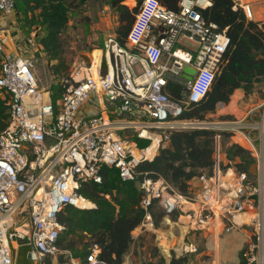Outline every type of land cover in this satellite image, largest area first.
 Returning <instances> with one entry per match:
<instances>
[{"label": "built area", "instance_id": "1", "mask_svg": "<svg viewBox=\"0 0 264 264\" xmlns=\"http://www.w3.org/2000/svg\"><path fill=\"white\" fill-rule=\"evenodd\" d=\"M233 3L234 10L241 8L253 19L248 2ZM179 7L172 11L160 0H143L125 44L116 34L107 36L91 51L88 66L60 80L62 92L54 102L34 73L36 56H46L40 38L31 31L25 40L11 22L16 0H0V98L10 115L0 135V264H15L18 248L25 245L32 264H50L64 253L70 264H105L98 261V245L85 262L61 251L66 228L58 213L67 205L95 209L79 190L90 182L101 184L103 168H116L123 181H135L139 165L154 159L169 132L197 128L231 133L234 144L256 159L259 176L251 180L232 168L222 171L218 136L214 173L196 179L192 196L164 181L141 182L145 219L139 229L156 230L155 201L169 226L191 227L214 238L228 225L252 226L237 264H264V110H251L237 122L178 119L211 90L230 43L227 30L203 16L211 0H181ZM186 68L194 71L190 79ZM171 82L182 87L181 101L171 99ZM129 132L150 145L140 148ZM245 215L252 217L249 222H238ZM173 252L189 257L197 247L184 239Z\"/></svg>", "mask_w": 264, "mask_h": 264}, {"label": "trees", "instance_id": "2", "mask_svg": "<svg viewBox=\"0 0 264 264\" xmlns=\"http://www.w3.org/2000/svg\"><path fill=\"white\" fill-rule=\"evenodd\" d=\"M91 0H16V15L21 28L37 29L40 44L46 53L53 75L68 71L65 67V41L63 34L68 28L71 15L83 12L84 6ZM181 0H160L161 4L172 11H179ZM126 0H109L110 8L117 13L119 27L116 35L121 44H125L128 33L136 19L143 0L137 6L129 8ZM212 7L203 11L209 23H216L221 30H227L230 43L223 56L220 70L211 90L199 103L187 106L178 118L182 121H207L217 113L218 106H228L236 91L245 96L256 92L264 94V21L249 20L241 8L234 10L233 0H211ZM134 0H128L132 5ZM42 32L40 34L38 32ZM97 48H100L97 47ZM67 76V75H66ZM54 102L61 95L58 82L49 89ZM171 99L182 100V87L171 82L168 87ZM222 119H227L226 116ZM10 115L7 101L0 98V135L9 125ZM220 136L222 146H227L226 157L239 173H247L252 180L251 169L256 164L251 153L238 145L230 144L231 133L213 129H176L169 132L165 141L152 161L141 163L135 181H123L116 168L102 169V183L83 184L79 193L96 205L95 209L80 210L65 206L58 213V221L66 230L60 237L61 251H69L84 262L93 245H98L101 253L98 261L105 264H124L125 257L134 245L133 232L144 219L141 207L144 193L140 184L146 179L153 182L164 181L175 192L189 197L194 194L192 181L203 175L214 173L216 138ZM140 148H147L149 140L133 139ZM224 170L225 167L221 166ZM172 191V190H171ZM109 196L110 199H106ZM156 201L152 210L156 216V225L162 214L156 213ZM176 218V217H175ZM136 246L144 247L145 238ZM239 253V259L242 257ZM66 262L60 257V263ZM188 257L173 256L169 262L159 255L157 248H151V260L141 264H188Z\"/></svg>", "mask_w": 264, "mask_h": 264}, {"label": "rangeland", "instance_id": "3", "mask_svg": "<svg viewBox=\"0 0 264 264\" xmlns=\"http://www.w3.org/2000/svg\"><path fill=\"white\" fill-rule=\"evenodd\" d=\"M127 1L124 3L129 8H134L137 6L138 0H134L132 5H128ZM248 2L250 0H243ZM252 5L262 6L264 5V1H255L253 0ZM19 16L16 15L15 20L18 21ZM253 18H256V14L253 13ZM19 22V21H18ZM119 27L118 15L115 13L109 6V0H91L85 6L83 12H79V14L71 15V19L68 25V28L65 30L63 34V38L65 41V67H68V71L62 72L61 75H53L50 70V65L47 60V57H39L36 56L34 63V73L39 81V86L41 88L50 89L53 86H56L60 80L66 76L71 75L74 72L81 71L84 67L88 66L91 63V51L94 48L101 46L106 39L107 36L111 34H115L117 28ZM29 29H21L20 32L25 35V33ZM31 31L37 32L36 27H34ZM42 34V32H38ZM17 45H20V41L16 42ZM192 46V45H191ZM100 52L96 57H99ZM242 94V96H241ZM241 96V97H240ZM251 97V96H250ZM250 97L245 96L242 92L240 95L233 96L230 104L236 103L238 109L242 106L245 108V104L251 103L254 108H258L259 112L264 110V94L261 92H256L255 96L251 100ZM229 104V105H230ZM252 108H247L245 110V115L241 118H236L235 115L227 113L225 106L219 105L217 113L212 117H209L206 121L210 124H217L219 122H237L241 121L245 118ZM227 116V119H222V116ZM245 123V122H244ZM248 124V119L246 120ZM128 138L133 140L136 135L132 132H129ZM156 135H159V132H156ZM220 140V138H219ZM220 144V156H219V166L221 168L225 167L222 171H227L232 168L235 171L234 163H230L226 157V149L227 146H222ZM230 144H234L233 139H230ZM252 180H255L259 174H257L256 164L251 169ZM197 187V184L194 185V188ZM156 213L160 214L157 209ZM156 217V216H155ZM162 217V216H161ZM248 216H240L238 218L239 222H249ZM241 218V220H240ZM252 218V217H251ZM175 220V219H174ZM173 220V221H174ZM176 221V220H175ZM159 227L161 230L169 233L172 231L174 234L175 245L172 244L175 248L178 247L182 242V231L185 232L184 239L188 243H192L197 247V253L189 256L188 264H237L239 259L237 255L242 252L247 244V237L250 233L253 232L252 226H233L228 225L225 231L219 238L212 237L209 233L201 230H192L191 227H184L185 229H180L179 226H174V229H170L171 227L168 225H164L163 220L159 219ZM181 228H183L180 225ZM170 246V248L172 247ZM151 248V246L149 245ZM169 249V247L164 246ZM137 247L132 250L129 260L130 264L133 263H141L146 261L145 258L148 259V254L145 251H140L137 255Z\"/></svg>", "mask_w": 264, "mask_h": 264}, {"label": "crops", "instance_id": "4", "mask_svg": "<svg viewBox=\"0 0 264 264\" xmlns=\"http://www.w3.org/2000/svg\"><path fill=\"white\" fill-rule=\"evenodd\" d=\"M255 1H264V0H255ZM248 3L250 4V6H251V9H252V13H254V14H256V18L254 19H252V20H254V21H260V22H262V21H264V5H262V6H257V5H252L253 4V0H250V1H248ZM16 17V16H15ZM15 17L11 20V22L13 23V25L15 26V27H18L19 28V30H21L22 28H21V22L19 21H16L15 20ZM25 29H28V28H25ZM33 28H31V29H29L26 33H25V35H24V37H25V40L27 39V37H28V35H29V33H31V30H32ZM23 30V29H22ZM37 33V32H36ZM43 34V33H42ZM116 34V33H115ZM22 43V42H21ZM14 45L13 44H11L10 45V47H11V50L12 51H14V47H13ZM98 55V53H95V56H97ZM240 92H242L241 90H238V91H236V93L234 94V96L235 95H237L238 94V96L240 95ZM243 93V92H242ZM244 94V93H243ZM255 94L256 93H254V94H252V95H250V96H248V97H250V99L252 98L253 99V97L255 96ZM245 95V94H244ZM241 96H242V94H241ZM240 96V97H241ZM233 98V97H232ZM251 99V100H252ZM254 106V104L252 105L251 103H247V104H245V108L242 106L240 109H238L237 108V106H236V103H232V104H230V105H228V106H225V108H226V110H227V113H229L230 115L232 114H234L235 115V117L236 118H241L243 115H245V110L248 108H252ZM255 109H258V108H252L251 110H255ZM227 116H229V115H226V117ZM222 117H225V116H222ZM197 180L196 179H194L193 181H192V183H191V185H192V188H194V185L195 184H197V182H196ZM242 217V216H241ZM161 220H163V222H164V225H168V223H167V221L162 217L161 218ZM169 226V225H168ZM171 228L170 229H174V226H170ZM180 229H185L184 227L183 228H181V227H179ZM181 234H183V238H182V241L181 242H183V240H184V234H185V232L184 231H182V233ZM133 238H134V240H135V242H134V245L132 246V248H131V250H130V252H129V254L125 257V261H124V264H130V260H129V256H130V254H131V252H132V250L133 249H135L137 246H136V244H140V240L142 239V238H145V245H144V247H140V246H138L137 247V255H138V253H140V251H145V252H147V254H148V259L147 258H145V260H151V248L152 247H155V248H157V250H158V252H159V255H161V256H163L165 259H166V261L167 262H169L170 260H171V258L174 256V252H173V249H174V246H172V244L173 245H175V237H174V234L172 233V231H170L169 233H167V232H165V231H163V230H161L160 229V227H159V225H156V230L155 231H151V232H142L139 228L138 229H136L134 232H133ZM149 245L151 246V248L149 247ZM164 246H168L169 247V249H167V248H165ZM170 246H172L171 248H170ZM179 246V245H178ZM61 256H63V257H65V259H66V262L64 263V264H70L69 263V260H68V257L65 255V253L64 254H60L59 256H57L53 261H51L50 262V264H61L60 263V257ZM78 258V257H77ZM237 258L239 259V255H237ZM79 259H81V258H79ZM82 260V259H81ZM83 261V260H82ZM142 263V262H141ZM141 263H139V262H137V263H133V262H131V264H141Z\"/></svg>", "mask_w": 264, "mask_h": 264}, {"label": "water", "instance_id": "5", "mask_svg": "<svg viewBox=\"0 0 264 264\" xmlns=\"http://www.w3.org/2000/svg\"><path fill=\"white\" fill-rule=\"evenodd\" d=\"M185 73H187L189 76L187 77L188 79L191 78V76L194 75V71L190 70L189 68H186ZM31 250L30 246H20L16 252V260L15 264H32L28 259H27V254Z\"/></svg>", "mask_w": 264, "mask_h": 264}, {"label": "bare ground", "instance_id": "6", "mask_svg": "<svg viewBox=\"0 0 264 264\" xmlns=\"http://www.w3.org/2000/svg\"><path fill=\"white\" fill-rule=\"evenodd\" d=\"M245 2V1H244ZM156 146H157V139L155 140V143L153 144V146H152V148H151V153L153 154L154 153V151H155V149H156ZM246 216H248L247 218H249V220L251 219V216L250 215H246ZM239 218V217H238ZM238 218H237V220H238ZM240 220H241V218H240ZM238 222H239V220H238ZM242 223V222H241Z\"/></svg>", "mask_w": 264, "mask_h": 264}]
</instances>
